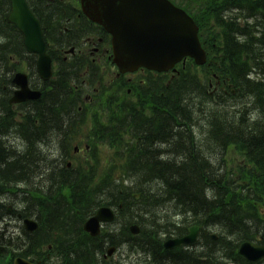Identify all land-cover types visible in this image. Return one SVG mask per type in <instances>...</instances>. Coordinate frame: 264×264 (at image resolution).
<instances>
[{"label": "trees", "instance_id": "trees-1", "mask_svg": "<svg viewBox=\"0 0 264 264\" xmlns=\"http://www.w3.org/2000/svg\"><path fill=\"white\" fill-rule=\"evenodd\" d=\"M174 1L200 26L209 64L203 68V77L190 60L171 78L158 75L153 89L149 83L136 89L137 103L131 99L119 104L114 94L100 93L99 103L109 108L108 122L92 126L95 141L89 142L94 151L99 143L111 150L108 168L100 169L97 160L69 168L51 160L45 183L32 182L42 159L41 142L51 133L57 134L61 153L68 155L78 141L75 136L86 124L76 110L88 80L85 65L72 61L59 64L55 78L45 83L42 97L31 104L20 122L3 100L8 94L2 93L0 218L7 208L1 197L15 190L27 203L24 212L32 206L39 221V229L20 243L19 255H31L44 264H99L106 247L130 241L128 227L137 223L142 226V243L153 253L152 262L164 264L169 261L166 254L172 252L162 248L157 230H147L145 223L138 221L132 211L136 204L149 205L148 213L155 206L172 205L186 228L198 224L218 230V239L210 241V247L200 254L175 255L171 264L244 262L237 254L239 243L264 242V218L258 212L264 207V0ZM6 6L0 3V25ZM34 12L41 21L48 20L42 9ZM43 29L46 38L47 27ZM0 35L7 37L14 50L22 49V36L14 27ZM8 49L0 50L1 58ZM34 66L30 61L33 72ZM215 74L224 87L213 91L208 82L214 81ZM199 121L206 130L201 140L194 138L192 130ZM11 129L25 143L22 152L3 141ZM230 148L244 160L239 175L221 173L220 164L212 157L217 151L223 157ZM150 182L160 188L148 199L151 191L145 188L144 192L143 187ZM23 185L25 188H20ZM119 204L121 237L93 238L83 232L84 219L98 206ZM162 222L164 225L151 221L149 226L153 223L169 235L186 229ZM8 243L3 246L8 248ZM158 251L163 252L156 261ZM48 253L56 258L54 262H49ZM8 254L0 249V264H11V260L4 262Z\"/></svg>", "mask_w": 264, "mask_h": 264}, {"label": "water", "instance_id": "water-1", "mask_svg": "<svg viewBox=\"0 0 264 264\" xmlns=\"http://www.w3.org/2000/svg\"><path fill=\"white\" fill-rule=\"evenodd\" d=\"M84 14L102 25L112 36L113 63L121 73L133 72L145 67L157 72L168 71L183 58L189 56L197 65L205 63L206 55L200 46L198 28L187 13L168 0H81ZM8 21L23 34V44L30 53L37 54L36 69L43 80L51 75V60L46 54L40 23L28 8L25 0H11ZM13 82L19 87L11 102L37 99L39 91H32L27 77L17 73ZM114 214L108 207H101L84 223V230L91 236L100 232V222H112ZM28 231L36 229L32 220L24 221ZM130 230L137 234L139 229L132 225ZM197 227L181 239L165 242L167 248L190 244L196 238ZM216 238V235H212ZM115 248L108 249L111 255ZM238 253L255 262L264 257V246L243 242ZM15 264H30L21 258Z\"/></svg>", "mask_w": 264, "mask_h": 264}, {"label": "rangeland", "instance_id": "rangeland-1", "mask_svg": "<svg viewBox=\"0 0 264 264\" xmlns=\"http://www.w3.org/2000/svg\"><path fill=\"white\" fill-rule=\"evenodd\" d=\"M70 1L76 2L77 0H70ZM106 46H108V44H106ZM104 64H105V70H107V73L110 75H114L115 69L109 63L104 62ZM198 74L200 77H203L204 70H200ZM112 97H115V95H113ZM87 108H88V111H86L88 114L87 123L85 124L83 130L80 133H78V136L77 135L75 136V138H78V140L81 142V145H79L80 150L78 149L79 151H77L75 156L73 152H70L68 154L70 156H59L58 157L59 153L61 152L59 138L57 137V134L53 135L51 133V135L47 136L48 139L46 141L41 142L40 144L42 155H40L39 158H42V159L40 162L37 163V168H36L37 173L34 176L35 178L33 182H36L38 184H44L45 183V173L47 172V168L50 167V165H52L51 160H53V163L55 164V160L58 158H60L61 160L62 157L64 158L66 157L68 161L70 160L73 161L74 164L85 163L88 160H92L94 163V161L97 160L99 163L100 169H105L106 167L108 168L110 164L109 163L110 159L108 156L109 154H111V150L108 148V146L104 145L103 143H99L100 146L98 147L97 151H94V149H92V147L94 148V145L90 144V142L92 143V140H94L93 135L91 134L93 120L94 118H96L98 120L106 121L107 115H108V111L106 109L107 106L93 101L92 103H87ZM28 110L29 108L22 107L21 109H19V112L25 115V113ZM198 124L201 125L200 121L198 122ZM202 129L203 128H200V127L195 129V135L200 140L205 138V134ZM13 135H14V132H12V129H11L8 135L9 140L7 142L12 143L11 146L17 148L20 152H22L24 150L25 144L19 139L13 140ZM89 140L91 141L89 142ZM209 147L213 148V146L211 145V142H210ZM201 150H203V148H201ZM217 152L212 157H214L215 161L218 164H220L221 173L226 172L227 174L232 173L234 175H239V171L241 170V167H242L241 165L244 164V160H242L241 156L235 150H233V148H230L228 153L223 157H221L222 155ZM101 173L102 171H100V174ZM125 185H132V183L125 181ZM145 188L146 189L149 188V190L151 191L147 195V198L149 199L150 194L152 195L155 194V192L159 190L160 186L156 182H150L148 185H145L143 187L144 192L146 191ZM16 195L17 194L8 193L6 197V202H7V205H9L10 207H13L14 205V207H16L17 209H20L21 203L19 199L16 198ZM136 196L137 195H135V197ZM171 207L172 205L167 206V205L161 204V205L155 206V208L148 213L149 205L140 206V204H136L134 208L132 209V211L133 212L134 210L136 211V214L139 216L138 221L139 222L141 221V223L142 222L145 223V226H146L145 228L149 230V228L152 229V225L153 223H155L153 219L155 217L160 220L161 218H165V217L170 218V219H178L177 215L175 214V211H173V208ZM151 221L153 223L151 226H149V223ZM159 221H157V224L162 223L161 221L160 222ZM121 226H122L121 221H115L114 223L107 225L105 228L106 229L108 228L109 230H117L118 228L120 229ZM139 226L142 229V226L141 225ZM3 230L5 232V235H3L4 239L10 240V244H8L9 250H12L14 254L18 253L21 249V246H19L20 243L26 241L24 240L25 237L23 234V227H22L21 219H19V217H16L15 214L13 215L9 214L5 216V218L2 221H0V232ZM3 236L0 235V242H1V237ZM130 240H131V243H133L132 241H134L135 246H131V244H124L122 246H119L115 254L113 256L105 258L106 260H103V258L99 256L98 263L99 264H154L153 262H150L151 259H149V253H151V250L148 249V246L146 244L140 243L142 241L140 238L135 240L134 237H130ZM0 249H1V252H6V250H8L6 248L2 249V247H0ZM191 249L198 251L199 246L198 245L193 246ZM44 252L46 253L45 250ZM157 255H161V253L158 251ZM7 257L9 258V261L12 258V256L10 255ZM50 257L51 255L48 253L47 258L49 259ZM8 258H6L4 262H7ZM53 260H55V258L51 257L50 262H52ZM165 264H169V263L166 262Z\"/></svg>", "mask_w": 264, "mask_h": 264}, {"label": "flooded vegetation", "instance_id": "flooded-vegetation-1", "mask_svg": "<svg viewBox=\"0 0 264 264\" xmlns=\"http://www.w3.org/2000/svg\"><path fill=\"white\" fill-rule=\"evenodd\" d=\"M45 1L47 0H33V8L35 11H44L45 13V18L48 19L47 21V27L49 28L48 31H54V32H58L61 35H69L71 32H73V30L75 28H72L71 26L68 25V19L70 18L68 15V13L65 11V9L63 7H59L57 9H55L54 11L56 12L53 16L50 15L49 13H47L46 9L43 8V5L45 6H50L52 4L50 3H45ZM52 2H55V0H49ZM62 2H65V0H60ZM59 2V1H58ZM75 13H78L77 11H75ZM64 16L66 18V21L64 23H62V18H60L61 16ZM52 18V20H50ZM78 19H82L81 15L78 14L77 15ZM85 21V20H83ZM87 22V21H85ZM89 39V38H88ZM53 45V44H52ZM62 45V44H61ZM12 46L11 42H3L0 41V48L1 47H10ZM83 49L86 50V52H82V50H79L80 55L83 56H89L90 62L92 64H101L103 63L106 58L108 57V48L106 47V44L104 43L102 38H97L96 41H92L91 38L85 42L83 44ZM63 50V49H62ZM74 54V53H73ZM72 54V55H73ZM22 58L20 60V64H25L28 61L27 58V54L21 52ZM64 56L63 60H66V53L65 51H63ZM70 56V55H69ZM13 59V57L9 58V62ZM1 57H0V72H2V61H1ZM15 62H18V60H14ZM1 76V73H0ZM141 83L145 82V80H140ZM40 84V83H39ZM3 89H5V86H3ZM128 94H130V92H127ZM1 101L0 100V108H1ZM6 104H8V99H6Z\"/></svg>", "mask_w": 264, "mask_h": 264}, {"label": "bare ground", "instance_id": "bare-ground-1", "mask_svg": "<svg viewBox=\"0 0 264 264\" xmlns=\"http://www.w3.org/2000/svg\"><path fill=\"white\" fill-rule=\"evenodd\" d=\"M73 121H74V119H73ZM74 123H76V121H74Z\"/></svg>", "mask_w": 264, "mask_h": 264}]
</instances>
